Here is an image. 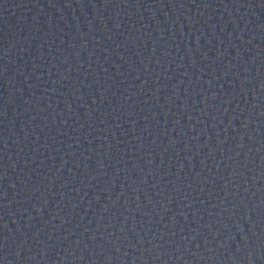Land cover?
I'll list each match as a JSON object with an SVG mask.
<instances>
[{
    "label": "water",
    "instance_id": "obj_1",
    "mask_svg": "<svg viewBox=\"0 0 264 264\" xmlns=\"http://www.w3.org/2000/svg\"><path fill=\"white\" fill-rule=\"evenodd\" d=\"M0 264H264V0H0Z\"/></svg>",
    "mask_w": 264,
    "mask_h": 264
}]
</instances>
